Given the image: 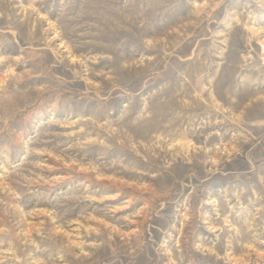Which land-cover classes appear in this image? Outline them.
<instances>
[{"label": "rangeland", "instance_id": "rangeland-1", "mask_svg": "<svg viewBox=\"0 0 264 264\" xmlns=\"http://www.w3.org/2000/svg\"><path fill=\"white\" fill-rule=\"evenodd\" d=\"M0 264H264V0H0Z\"/></svg>", "mask_w": 264, "mask_h": 264}]
</instances>
